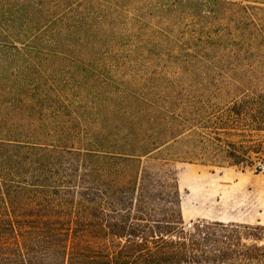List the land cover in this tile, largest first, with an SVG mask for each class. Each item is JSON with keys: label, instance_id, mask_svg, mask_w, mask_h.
Listing matches in <instances>:
<instances>
[{"label": "trees", "instance_id": "16d2710c", "mask_svg": "<svg viewBox=\"0 0 264 264\" xmlns=\"http://www.w3.org/2000/svg\"><path fill=\"white\" fill-rule=\"evenodd\" d=\"M260 86L264 0H0V264H264L142 166L200 114L264 131Z\"/></svg>", "mask_w": 264, "mask_h": 264}, {"label": "rangeland", "instance_id": "374dc122", "mask_svg": "<svg viewBox=\"0 0 264 264\" xmlns=\"http://www.w3.org/2000/svg\"><path fill=\"white\" fill-rule=\"evenodd\" d=\"M227 1L246 4V0ZM256 88L263 90L264 86ZM256 88H252L248 95L252 94ZM209 94L202 93L204 98ZM241 94L242 92L237 90L231 93L213 94L212 106L218 108H207L204 111L213 114L215 110L219 111L225 108L233 98ZM194 107L197 110L198 107L201 108V105L195 104ZM200 115V117L195 116V120L189 121L187 132L175 143L151 157L143 159L142 166L150 179L154 192L158 195L168 194L172 199L173 180L177 179V169L186 168L189 165L203 167L206 171L216 173L217 176L225 170L246 172L249 176L256 178L257 186L264 185V174L259 172L260 167L264 166V131H251L246 126L250 122L231 126H223L222 124L214 126L211 123L215 119L211 121L206 117L204 121L202 120L203 114ZM247 120L251 121V118L248 117ZM206 121L211 125H206ZM189 174L190 177L197 176V172H190ZM256 176H259L258 180ZM181 192L186 201L194 196L193 191L188 194L181 189ZM192 202L185 207V213L196 208L199 209V205L194 206ZM200 208L204 211V206ZM235 212L233 211V213ZM191 216L193 217L191 220L188 218L184 220L188 228L199 220L194 218L195 215L192 214ZM202 221L213 222L211 220ZM243 222H245V225L256 226L254 219L243 220Z\"/></svg>", "mask_w": 264, "mask_h": 264}, {"label": "crops", "instance_id": "0c3cea01", "mask_svg": "<svg viewBox=\"0 0 264 264\" xmlns=\"http://www.w3.org/2000/svg\"><path fill=\"white\" fill-rule=\"evenodd\" d=\"M190 172H197V176L190 177ZM256 177L258 180L259 176ZM176 181L184 220H191L193 214L195 219L224 224L245 225L243 220L254 219L256 225L264 226V185L257 186L256 178L246 172L225 170L217 176L203 167L189 165L177 169ZM181 189L188 194L193 191V198L186 201ZM191 202L194 206L199 205V209L185 213V207ZM203 206L204 211L200 208Z\"/></svg>", "mask_w": 264, "mask_h": 264}, {"label": "built area", "instance_id": "2783aa9c", "mask_svg": "<svg viewBox=\"0 0 264 264\" xmlns=\"http://www.w3.org/2000/svg\"><path fill=\"white\" fill-rule=\"evenodd\" d=\"M259 172H260L261 174H264V166L260 167Z\"/></svg>", "mask_w": 264, "mask_h": 264}]
</instances>
